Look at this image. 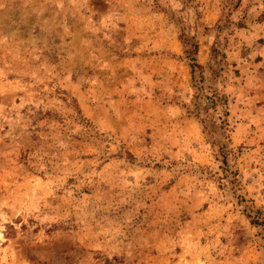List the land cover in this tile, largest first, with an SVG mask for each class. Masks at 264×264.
Returning <instances> with one entry per match:
<instances>
[{
	"label": "rangeland",
	"instance_id": "obj_1",
	"mask_svg": "<svg viewBox=\"0 0 264 264\" xmlns=\"http://www.w3.org/2000/svg\"><path fill=\"white\" fill-rule=\"evenodd\" d=\"M0 264H264V0H0Z\"/></svg>",
	"mask_w": 264,
	"mask_h": 264
},
{
	"label": "trees",
	"instance_id": "obj_2",
	"mask_svg": "<svg viewBox=\"0 0 264 264\" xmlns=\"http://www.w3.org/2000/svg\"><path fill=\"white\" fill-rule=\"evenodd\" d=\"M195 50H196V49H195ZM195 50H192V49H191V50H188V54H189L190 57H192L191 55L195 52ZM191 60H192V61H195V59H194L193 57H192ZM192 67H193V68L197 67V64H195V63L192 64Z\"/></svg>",
	"mask_w": 264,
	"mask_h": 264
}]
</instances>
